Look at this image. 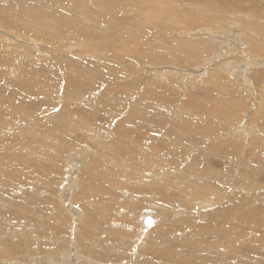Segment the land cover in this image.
Segmentation results:
<instances>
[{
	"label": "rangeland",
	"instance_id": "1",
	"mask_svg": "<svg viewBox=\"0 0 264 264\" xmlns=\"http://www.w3.org/2000/svg\"><path fill=\"white\" fill-rule=\"evenodd\" d=\"M220 1L0 0V264L264 263V0Z\"/></svg>",
	"mask_w": 264,
	"mask_h": 264
},
{
	"label": "bare ground",
	"instance_id": "2",
	"mask_svg": "<svg viewBox=\"0 0 264 264\" xmlns=\"http://www.w3.org/2000/svg\"><path fill=\"white\" fill-rule=\"evenodd\" d=\"M219 1V0H218ZM221 3H223V2H225V3H228V4H231V0H221L220 1ZM152 4V3H151ZM132 5V4H131ZM146 5V4H145ZM148 5V4H147ZM235 5H238V4H235ZM155 6V5H154ZM190 6V5H189ZM155 8V7H154ZM29 14V13H28ZM37 15V14H36ZM45 15V14H44ZM83 15V14H82ZM43 17V16H42ZM62 17V16H61ZM193 17H195V16H193ZM26 18L27 19H29V17L28 16H26ZM38 18V17H37ZM40 19H41V17H40ZM194 19V18H193ZM203 19V18H202ZM48 21V20H47ZM213 22V21H212ZM210 24H211V22H209ZM187 24V23H186ZM44 25V24H43ZM192 25V24H191ZM209 25V24H208ZM200 25H198L197 27H199ZM36 27V26H35ZM194 28H196V27H192V28H190V29H193L194 30ZM30 29H32V28H30ZM177 30H178V27H177ZM207 30V29H206ZM211 29H209L208 31H210ZM179 31V30H178ZM212 31V30H211ZM173 33H175V32H173ZM198 33H200V34H202V35H204V33H203V30L202 29H197V30H194V32H193V34H192V36H196V34H198ZM116 34V33H115ZM177 35H179V34H177ZM191 35V34H190ZM209 35V34H208ZM35 36V35H34ZM115 36V35H114ZM187 36V35H186ZM185 36V37H186ZM39 38V37H38ZM180 38V37H179ZM209 39H210V37H209ZM21 40V39H20ZM211 40V39H210ZM212 41V40H211ZM37 43V42H36ZM39 44V43H38ZM191 44V43H190ZM219 44V43H218ZM236 44V43H235ZM34 45V44H33ZM217 45V44H216ZM32 46V45H31ZM36 46V45H35ZM43 48V47H42ZM253 50H255V49H253ZM253 50H251V51H253ZM257 51V50H256ZM254 51L255 53H252L253 55H258L259 54V52L257 51ZM264 52V51H263ZM261 53V52H260ZM118 54V53H117ZM124 54V53H123ZM122 54V55H123ZM249 60H248V62H243V63H245L244 64V68H251V67H253V66H259L260 64H257L253 59H251L250 57L248 58ZM6 60V59H5ZM170 60H172L173 61V59H171L170 58ZM1 61V60H0ZM206 61H207V59H206ZM211 61V60H210ZM218 62V61H217ZM4 63V62H3ZM9 63V62H8ZM178 63V62H177ZM210 63V62H209ZM5 64V63H4ZM183 64V63H182ZM185 64H187V63H185ZM223 65V64H222ZM225 65L227 66V69H229L230 70V67H231V62H226L225 63ZM185 66V65H184ZM208 66H210V65H208ZM147 67V66H146ZM260 67V66H259ZM165 68H167V67H165ZM196 68V67H195ZM198 68V67H197ZM194 69V68H193ZM181 70V69H180ZM240 70V69H239ZM244 70V69H243ZM245 70H247V69H245ZM263 70V69H262ZM200 69H198V70H195L194 72V75H195V77H197V75L200 73ZM231 71V70H230ZM242 72V71H241ZM261 72H264V71H261ZM168 73V72H167ZM177 73H179V72H177ZM251 74H252V77L255 79V77L257 76V73H258V71H251L250 72ZM250 74V75H251ZM184 76L185 75H189V73L186 71V72H184V74H183ZM178 76V75H177ZM187 77V76H186ZM253 78H250V79H253ZM258 79L259 78H261V77H257ZM264 78V77H263ZM257 79V80H258ZM262 79V78H261ZM254 81V80H253ZM261 81V80H260ZM262 81H264V80H262ZM257 83V82H256ZM262 84H264V83H262ZM251 87V86H250ZM249 87V88H250ZM260 87V86H259ZM257 90V89H256ZM7 93H9V92H7ZM5 96V95H4ZM24 96V95H23ZM9 101V100H8ZM3 104V103H2ZM6 104V103H5ZM7 104H8V102H7ZM55 104V103H54ZM57 104V103H56ZM32 106V105H31ZM8 107H9V105H8ZM21 110V109H20ZM9 112V111H8ZM18 112V111H17ZM103 112V111H102ZM6 113V112H5ZM41 113V112H40ZM52 113V112H51ZM7 114V113H6ZM87 114V113H86ZM43 115V114H42ZM86 116V115H85ZM88 116V115H87ZM89 117V116H88ZM104 118H106L105 116H103ZM91 118H92V116H91ZM108 118V117H107ZM122 120V119H121ZM124 121V120H123ZM121 121V123H122V126H124V125H126V124H128V123H131V122H127V121ZM120 123V124H121ZM119 124V125H120ZM132 125H134V123L132 122L131 123ZM136 124V123H135ZM254 124V123H253ZM143 125V124H142ZM146 125V124H145ZM118 126V125H117ZM121 126V125H120ZM119 126V127H120ZM115 127V126H114ZM119 127H118V129H119ZM127 127V126H126ZM128 127H129V125H128ZM136 127H137V125H136ZM142 128H143V126H141ZM146 127V126H145ZM148 127V126H147ZM193 128V127H192ZM1 129V128H0ZM195 129V128H194ZM113 130V129H112ZM138 130H141V128L139 129L138 128ZM143 131H146V130H144V129H142ZM215 130H217V129H215ZM132 131H134L136 134H138L136 131H137V129L136 128H132V129H129V132H132ZM143 131H142V133H143ZM134 132H132V134L134 133ZM153 132V131H152ZM125 133V132H124ZM141 133V134H142ZM128 134H131V133H128ZM140 134V133H139ZM138 134V135H139ZM111 135H113V134H111ZM138 135H137V137H138ZM143 136V135H142ZM147 136V135H146ZM128 138V137H127ZM138 138H140V135H139V137ZM142 138H144V137H142ZM130 139V138H129ZM134 139V138H133ZM141 139V138H140ZM128 140V139H127ZM134 140H136V138L134 139ZM133 140V141H134ZM143 140H145V138L143 139ZM49 141H54V139L53 138H51V137H49ZM113 141V140H112ZM128 142V141H127ZM135 142V141H134ZM118 143V142H117ZM159 143V142H158ZM137 144V143H136ZM124 145V144H123ZM133 145V144H132ZM16 146V145H15ZM97 146V145H96ZM127 146V145H126ZM142 145H139V147H141ZM159 146V145H158ZM134 147V146H133ZM142 147H144V146H142ZM212 147V146H211ZM100 148V147H99ZM137 148V147H136ZM123 150V149H122ZM126 150V149H125ZM213 151V150H212ZM13 152H16V151H14L13 150ZM30 153V152H29ZM29 153H28V155H29ZM139 153V152H138ZM1 154V153H0ZM5 154V153H4ZM14 154V153H13ZM31 154V153H30ZM33 154L35 155V156H37V157H41V156H43L44 154H37V153H35V152H33ZM10 155V154H9ZM99 155V154H98ZM8 156V155H7ZM17 157H18V155H16ZM31 156V155H30ZM100 156V155H99ZM9 157V156H8ZM11 157V156H10ZM52 158H54V156H52ZM25 159V158H24ZM55 159V158H54ZM54 159H52V160H54ZM110 159V158H109ZM19 159H17V158H13L11 161H13V162H15L18 166H20V165H22L23 164V162H21V161H18ZM26 160V159H25ZM27 161V160H26ZM55 161V160H54ZM96 161V160H95ZM106 161H108L107 159H106ZM94 162V161H93ZM98 163V162H97ZM44 164V163H43ZM36 165V164H35ZM27 167V166H26ZM1 168H2V165L0 164V170H1ZM41 168V167H40ZM24 170H26V169H24ZM22 171V170H21ZM29 171V170H28ZM8 172H10V171H8ZM134 172V171H133ZM17 174V173H16ZM18 174H19V171H18ZM133 174V173H132ZM139 174V173H138ZM135 175V174H134ZM156 175V174H155ZM36 176V175H35ZM138 176V175H137ZM26 177V176H25ZM135 177V176H134ZM27 179H28V177H27ZM25 180H23V182H24ZM8 182V181H7ZM9 184V183H8ZM154 184V183H153ZM193 185V184H192ZM37 186V185H36ZM201 188V187H200ZM186 189H187V187H186ZM188 190V189H187ZM114 191V190H113ZM203 191H205V190H203ZM136 192V191H135ZM201 193V192H200ZM189 194V193H188ZM206 194V193H205ZM115 195V194H114ZM184 195V194H183ZM185 196V195H184ZM110 198V197H109ZM213 198V197H212ZM112 199V198H111ZM189 200V199H188ZM210 201V200H209ZM218 201V200H217ZM211 202V201H210ZM209 202V203H210ZM108 204V203H107ZM109 205V204H108ZM108 205H107V207H108ZM211 206V205H210ZM185 207V206H184ZM241 207V206H240ZM257 207V206H256ZM109 208V207H108ZM191 208V207H190ZM1 209H5L4 207H0V210ZM259 209H260V207H259ZM221 210V209H220ZM225 210V209H224ZM248 210V209H247ZM5 211V210H4ZM6 211H7V209H6ZM226 211H228V210H226ZM1 212H3L2 210H1ZM8 212V211H7ZM4 213V212H3ZM225 213H228V212H225ZM253 213H255V212H253ZM214 214V213H213ZM218 214V213H217ZM263 214V213H262ZM17 215V214H16ZM215 215V214H214ZM224 215H226V214H224ZM245 215V214H244ZM254 215V214H253ZM252 215V216H253ZM217 216V215H216ZM227 216V215H226ZM228 216H230V215H228ZM264 216V215H263ZM21 217V216H20ZM146 217V216H145ZM145 217H143V220H144V218ZM250 218H251V216H249ZM253 217H255V215L253 216ZM260 217V216H259ZM208 218V217H207ZM214 218H215V216H214ZM214 218H212V219H214ZM217 218V222L216 223H218L219 225H224L225 224V218H224V216L223 215H221V213L219 212V217L217 216L216 217ZM242 218V217H241ZM247 217H245V219H246ZM256 218V217H255ZM28 219V218H27ZM153 219V218H152ZM211 219V218H210ZM252 219V218H251ZM251 219H248V220H251ZM24 220V219H23ZM23 220H22V222H23ZM241 220V219H240ZM243 220V219H242ZM254 220V219H253ZM256 220V219H255ZM247 220H245L244 222H246ZM252 221V220H251ZM21 222V221H20ZM21 222V223H22ZM26 222H28V221H25V223ZM153 222H154V220H153ZM228 222V221H227ZM226 222V223H227ZM242 222V221H241ZM247 222H249V221H247ZM229 223V222H228ZM257 223V222H256ZM242 224V223H241ZM246 224V223H245ZM153 225V223L150 225V226H152ZM218 225V226H219ZM233 225V224H232ZM243 225H244V223H243ZM243 225H242V227H243ZM253 224H252V222H251V226H252ZM255 225V224H254ZM144 226V225H143ZM192 226V225H191ZM251 226L249 227L250 229H251ZM145 227V226H144ZM246 227V226H245ZM253 227V226H252ZM256 227V226H255ZM240 228V227H239ZM244 228V227H243ZM248 228V227H247ZM248 228V229H249ZM180 229V228H179ZM190 229H192V228H190ZM224 229V228H223ZM246 229V228H245ZM215 230H216V228H215ZM214 230V231H215ZM219 230V229H218ZM222 230V229H221ZM225 230V229H224ZM228 230V229H227ZM231 230V229H230ZM178 231V230H177ZM177 231H176V233H177ZM186 231V230H185ZM217 231V230H216ZM226 231V230H225ZM240 231V230H239ZM238 231V232H239ZM263 231V230H262ZM180 232V231H179ZM198 232V231H197ZM196 232V233H197ZM223 232V231H222ZM229 232V231H228ZM236 232V231H235ZM238 232H236V233H238ZM3 233V232H2ZM225 233V232H224ZM227 233V232H226ZM230 233V232H229ZM264 233V232H263ZM195 233H193V235H194ZM199 234V233H198ZM242 234V233H241ZM244 234V233H243ZM258 234V233H257ZM260 234H262V233H260ZM163 235V234H162ZM179 235V234H178ZM216 235H218V233L216 234ZM228 235V234H227ZM234 235H236V234H234ZM166 236V235H165ZM195 237H196V235H194ZM204 236V235H203ZM237 236V235H236ZM241 236V235H240ZM243 236V235H242ZM114 237V236H113ZM163 237V236H162ZM238 237V236H237ZM222 238H223V236H222ZM234 238V237H233ZM239 238V237H238ZM241 238V237H240ZM252 238V237H251ZM254 239V238H253ZM252 239V240H253ZM263 239V238H262ZM250 240V239H249ZM259 240V239H258ZM224 241H225V239H224ZM228 241H229V239H228ZM247 241H248V239H247ZM259 241H261V240H259ZM6 242V241H5ZM12 242V241H11ZM235 242H238V241H235ZM253 242V241H252ZM256 242H257V240H256ZM262 242V241H261ZM260 243V242H259ZM224 244V243H223ZM231 244V243H230ZM238 244V243H237ZM244 244V243H243ZM262 244V243H261ZM218 245V244H217ZM232 245V244H231ZM231 245H229V247L227 246V248L226 249H229L228 250V252H231L232 250L230 249L231 248ZM239 245V244H238ZM245 245V244H244ZM248 245V244H247ZM252 245V244H251ZM256 245H258V244H256ZM255 245V246H256ZM195 246V245H194ZM240 246V245H239ZM253 246V245H252ZM155 247V246H154ZM220 247V246H219ZM14 248H15V246H14ZM192 248V247H191ZM205 248V250H206V247H204ZM204 248H202V250L204 249ZM259 248H260V246H259ZM262 248H264V247H262ZM201 249V248H200ZM199 249V250H200ZM240 249V248H239ZM154 250V249H153ZM198 250V249H197ZM204 250V251H205ZM208 250V249H207ZM206 250V251H207ZM220 250V249H219ZM224 250V249H223ZM260 251V250H259ZM157 252V251H156ZM225 252V251H224ZM239 252V251H238ZM250 252V251H249ZM252 252V251H251ZM155 253V252H154ZM166 253V252H165ZM204 253V252H203ZM248 253V252H247ZM176 254V253H175ZM181 254V253H180ZM201 254V253H200ZM241 254V253H240ZM251 254V253H250ZM164 255V254H163ZM162 255V256H163ZM238 255V254H237ZM249 255V254H248ZM166 256V255H165ZM164 256V257H165ZM242 256V255H241ZM262 256H263V254H262ZM171 257V256H170ZM219 257V256H218ZM233 257H234V255H233ZM237 257V256H236ZM240 257V256H239ZM174 258V257H173ZM216 258V257H215ZM245 258V257H244ZM170 259V258H169ZM175 259V258H174ZM219 259V258H218ZM240 259V258H239ZM263 259V258H262ZM151 260V259H150ZM171 260V259H170ZM201 260H202V258H201ZM216 260V259H215ZM245 260V259H244ZM247 260V259H246ZM182 261V260H181ZM243 261V260H242ZM261 261V260H260ZM183 262V261H182ZM238 262V261H237ZM158 263V262H157ZM187 263V262H186ZM172 264V263H171ZM189 264V263H188ZM220 264V263H219ZM223 264H225V263H223ZM226 264H228V262L226 263ZM240 264V263H239ZM243 264V263H242ZM264 264V263H263Z\"/></svg>",
	"mask_w": 264,
	"mask_h": 264
},
{
	"label": "water",
	"instance_id": "3",
	"mask_svg": "<svg viewBox=\"0 0 264 264\" xmlns=\"http://www.w3.org/2000/svg\"><path fill=\"white\" fill-rule=\"evenodd\" d=\"M153 223V219L149 216H146L143 220V224L146 227H149Z\"/></svg>",
	"mask_w": 264,
	"mask_h": 264
}]
</instances>
